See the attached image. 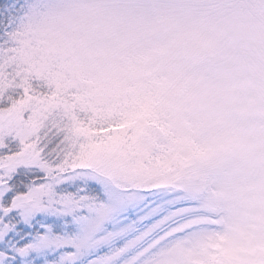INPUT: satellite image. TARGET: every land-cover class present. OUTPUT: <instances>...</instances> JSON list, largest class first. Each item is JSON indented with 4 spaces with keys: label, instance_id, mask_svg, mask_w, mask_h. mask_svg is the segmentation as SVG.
<instances>
[{
    "label": "snow or ice",
    "instance_id": "snow-or-ice-1",
    "mask_svg": "<svg viewBox=\"0 0 264 264\" xmlns=\"http://www.w3.org/2000/svg\"><path fill=\"white\" fill-rule=\"evenodd\" d=\"M37 7L0 0V264H228L189 179L209 149L159 98L109 96L57 59Z\"/></svg>",
    "mask_w": 264,
    "mask_h": 264
},
{
    "label": "rangeland",
    "instance_id": "rangeland-1",
    "mask_svg": "<svg viewBox=\"0 0 264 264\" xmlns=\"http://www.w3.org/2000/svg\"><path fill=\"white\" fill-rule=\"evenodd\" d=\"M56 58L105 94L162 100L209 151L190 181L228 264H264V0H26ZM218 41L216 51L202 46Z\"/></svg>",
    "mask_w": 264,
    "mask_h": 264
}]
</instances>
